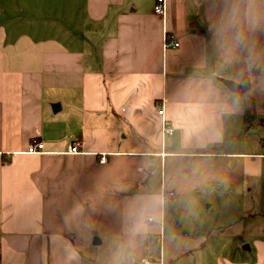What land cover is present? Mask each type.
I'll return each mask as SVG.
<instances>
[{
    "label": "crops",
    "instance_id": "1",
    "mask_svg": "<svg viewBox=\"0 0 264 264\" xmlns=\"http://www.w3.org/2000/svg\"><path fill=\"white\" fill-rule=\"evenodd\" d=\"M165 1L164 20L157 0H0V264H87L99 245L166 264L151 249L167 203L214 185L264 195V0ZM204 230L195 264H264V228L225 243Z\"/></svg>",
    "mask_w": 264,
    "mask_h": 264
},
{
    "label": "rangeland",
    "instance_id": "2",
    "mask_svg": "<svg viewBox=\"0 0 264 264\" xmlns=\"http://www.w3.org/2000/svg\"><path fill=\"white\" fill-rule=\"evenodd\" d=\"M252 133L255 141L261 143L264 130L257 126ZM261 199H264V195L260 189L258 192L250 193L245 185L238 187L214 185L197 189L189 196L178 199L174 213L171 205L167 203L164 207L166 219L162 245L154 244L151 249L154 260L158 259L162 247L166 264H195L194 256H191L195 251L186 250H189L192 243L190 237H195L194 232L201 227L205 228L202 235L204 243L218 242L222 239L225 243L229 241L228 238L235 236H260L264 220L243 218L247 214L264 212ZM151 220L148 221L149 224H157L155 219ZM220 228L224 231L223 235L217 233V229ZM238 246L239 249L235 252L243 254L249 245ZM84 254L87 264H124L127 256L100 245L92 251H84Z\"/></svg>",
    "mask_w": 264,
    "mask_h": 264
},
{
    "label": "built area",
    "instance_id": "3",
    "mask_svg": "<svg viewBox=\"0 0 264 264\" xmlns=\"http://www.w3.org/2000/svg\"><path fill=\"white\" fill-rule=\"evenodd\" d=\"M154 13L155 15L163 18L165 20L166 18V13H167V7H166V1L165 0H157V3L155 5V9H154ZM164 46L165 48H179L180 47V43L178 41H176L172 36L168 35L165 32V37H164ZM158 115L163 117V127H162V135L163 136H172L175 132V126L174 125H169L168 122L166 121V119L164 118V109L161 108L158 111ZM81 148V144L79 142L74 143V145H72L70 147L69 153L72 155H77V154H81L80 151ZM45 151V144L42 141H33V143L29 146L28 150H27V154L29 155H39V154H43ZM101 163H105L106 162V156L103 155L101 157ZM174 199L175 198V194L170 192L165 194L164 199ZM152 220L149 219V222H151ZM159 243L162 244V239H159ZM144 264H149L148 261H143ZM160 264H163L162 262Z\"/></svg>",
    "mask_w": 264,
    "mask_h": 264
},
{
    "label": "water",
    "instance_id": "4",
    "mask_svg": "<svg viewBox=\"0 0 264 264\" xmlns=\"http://www.w3.org/2000/svg\"><path fill=\"white\" fill-rule=\"evenodd\" d=\"M223 83L232 93L239 95V96L246 94L251 88L250 81L245 82L243 85H240V84H237L231 81H225V80L223 81ZM54 108L55 109L59 108V106L56 105ZM95 242L99 243V240L96 239Z\"/></svg>",
    "mask_w": 264,
    "mask_h": 264
},
{
    "label": "trees",
    "instance_id": "5",
    "mask_svg": "<svg viewBox=\"0 0 264 264\" xmlns=\"http://www.w3.org/2000/svg\"><path fill=\"white\" fill-rule=\"evenodd\" d=\"M246 108V121H247V129H248V127L250 126V123H251V121H252V119L254 118L252 115H251V112H250V109H249V107L248 106H246L245 107Z\"/></svg>",
    "mask_w": 264,
    "mask_h": 264
}]
</instances>
